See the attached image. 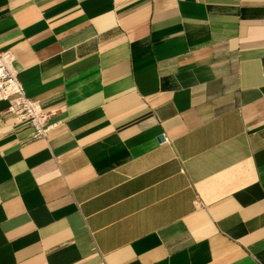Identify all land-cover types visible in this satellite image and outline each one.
<instances>
[{
    "label": "crops",
    "instance_id": "obj_1",
    "mask_svg": "<svg viewBox=\"0 0 264 264\" xmlns=\"http://www.w3.org/2000/svg\"><path fill=\"white\" fill-rule=\"evenodd\" d=\"M0 51V264H264V0H0Z\"/></svg>",
    "mask_w": 264,
    "mask_h": 264
},
{
    "label": "built area",
    "instance_id": "obj_2",
    "mask_svg": "<svg viewBox=\"0 0 264 264\" xmlns=\"http://www.w3.org/2000/svg\"><path fill=\"white\" fill-rule=\"evenodd\" d=\"M14 63L15 57L10 51H0V102H7L5 114L14 125L29 128L32 139H45L50 129L48 114L38 102L24 95Z\"/></svg>",
    "mask_w": 264,
    "mask_h": 264
}]
</instances>
